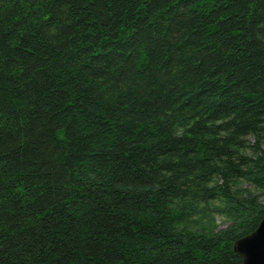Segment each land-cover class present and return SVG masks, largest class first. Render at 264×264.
Returning a JSON list of instances; mask_svg holds the SVG:
<instances>
[{"label": "trees", "instance_id": "1", "mask_svg": "<svg viewBox=\"0 0 264 264\" xmlns=\"http://www.w3.org/2000/svg\"><path fill=\"white\" fill-rule=\"evenodd\" d=\"M240 182L264 195V0H0V264H242Z\"/></svg>", "mask_w": 264, "mask_h": 264}, {"label": "water", "instance_id": "2", "mask_svg": "<svg viewBox=\"0 0 264 264\" xmlns=\"http://www.w3.org/2000/svg\"><path fill=\"white\" fill-rule=\"evenodd\" d=\"M232 249L241 258L242 264H264V217L256 230L236 240Z\"/></svg>", "mask_w": 264, "mask_h": 264}, {"label": "rangeland", "instance_id": "3", "mask_svg": "<svg viewBox=\"0 0 264 264\" xmlns=\"http://www.w3.org/2000/svg\"><path fill=\"white\" fill-rule=\"evenodd\" d=\"M241 187L244 189H247L249 192L253 193L255 196H257L258 201L261 206H264V195L261 194L260 191L257 189H254L252 186L247 185L244 182H240ZM216 207L219 210L213 211V210H207L208 218L205 220V223L208 226L214 227L215 231H220L225 229L229 225V220L226 217V214H224L223 210V204L221 203H213L211 205V208ZM200 222L198 221V224Z\"/></svg>", "mask_w": 264, "mask_h": 264}]
</instances>
